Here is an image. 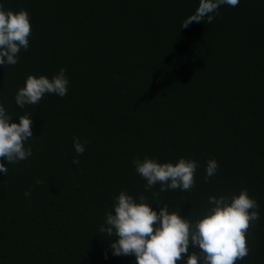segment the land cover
Masks as SVG:
<instances>
[{
    "label": "trees",
    "instance_id": "obj_1",
    "mask_svg": "<svg viewBox=\"0 0 264 264\" xmlns=\"http://www.w3.org/2000/svg\"><path fill=\"white\" fill-rule=\"evenodd\" d=\"M198 4L0 0L6 11L26 10L31 24L18 63L0 65V103L10 122L31 116L33 131L29 158L0 160L8 167L0 172V264H135L113 255L114 237L99 232L121 191L194 222L209 196L245 189L259 220L237 264H264V0L222 5L211 24L181 28ZM61 68L66 96L16 105L29 75L51 79ZM74 137L87 141L82 155ZM145 157L198 162L194 187L146 189L132 163ZM210 159L218 169L205 182Z\"/></svg>",
    "mask_w": 264,
    "mask_h": 264
},
{
    "label": "clouds",
    "instance_id": "obj_2",
    "mask_svg": "<svg viewBox=\"0 0 264 264\" xmlns=\"http://www.w3.org/2000/svg\"><path fill=\"white\" fill-rule=\"evenodd\" d=\"M222 5L236 7L239 0H199L198 7L182 22L181 28L205 20L211 24ZM30 35L28 12L23 9L6 11L0 5V65L17 64L21 49L29 47ZM65 71L61 68L51 79L29 75L15 95L16 105L24 108L25 105L39 104L46 94L66 96L69 80ZM11 120L12 116L0 103V160H6L8 165L32 155L31 147H25V142L33 137L31 116L19 115V123ZM86 143L78 137L73 138L78 155L85 152ZM72 163L78 165L80 161L73 158ZM132 163L136 172L147 181L145 188L160 184L161 192L169 189L190 191L195 185L199 166L198 162L184 158L176 163H159L145 157L143 160L134 159ZM217 169V161L210 159L205 182L216 174ZM0 172H8L4 163H0ZM24 195L30 196L31 193L25 192ZM145 200L140 196L137 202L132 195L121 191L111 206L112 210L105 213L99 232L114 237L109 240L113 255L134 256L135 264H237L249 255L247 233L259 220V204L246 189L238 195L209 196L208 207L194 222L178 212H170L167 204L157 212ZM190 246L198 251L190 252Z\"/></svg>",
    "mask_w": 264,
    "mask_h": 264
}]
</instances>
